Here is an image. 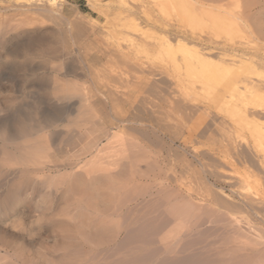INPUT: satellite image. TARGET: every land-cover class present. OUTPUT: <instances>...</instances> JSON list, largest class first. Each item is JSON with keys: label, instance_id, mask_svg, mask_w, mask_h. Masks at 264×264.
I'll use <instances>...</instances> for the list:
<instances>
[{"label": "bare ground", "instance_id": "1", "mask_svg": "<svg viewBox=\"0 0 264 264\" xmlns=\"http://www.w3.org/2000/svg\"><path fill=\"white\" fill-rule=\"evenodd\" d=\"M137 8L110 13L103 38L88 35L90 63L111 74L104 89L60 76L61 44L11 52L40 58L48 95L76 106L0 124V219L21 204L59 217L48 233L0 227V264H264V81L251 77L264 71L262 50L207 42L218 51L209 58L155 26L154 7ZM189 86L190 98L177 90ZM57 122L63 136L49 143Z\"/></svg>", "mask_w": 264, "mask_h": 264}, {"label": "rangeland", "instance_id": "2", "mask_svg": "<svg viewBox=\"0 0 264 264\" xmlns=\"http://www.w3.org/2000/svg\"><path fill=\"white\" fill-rule=\"evenodd\" d=\"M127 3L128 7L137 8L140 6L137 9H143L144 6L150 10V7H154V10H158V12L152 11L155 26L173 30L172 37L174 40H184L186 37L184 42L191 50L203 49V53L209 55V58L214 59L218 51L207 49V42H214L212 46H217L222 51L237 48L239 45L261 48L263 51H261V58H264V39H261L257 33L260 28L264 29V0H149L148 3L147 0L146 2L145 0L142 2L141 0H0V124L2 122L10 123L17 114H25L33 107L43 116L58 114L61 116L63 113L73 111L76 106L74 100L56 102L48 95L46 89L51 71L44 66L40 58L26 60L11 56V52L18 49L19 45L22 47L24 44L32 45V43L36 44L39 41L53 44L56 47L61 44L59 48L65 47H63V53H57L52 59L53 63L62 62L61 77L75 80L84 84L87 88L94 86L93 88L104 89V83L108 86L107 76L109 77L110 74L108 68L106 70L109 73L105 72L108 65L103 69L98 66L95 68L89 61V57L96 50L88 42V35L91 31H94V35L99 37L100 34H96L105 30V23L110 18L108 15L115 13L122 7H127ZM50 14L52 16L55 14V20L53 17L50 18ZM40 15L42 17H39ZM44 16H46L47 21L43 19ZM94 21L95 26H93ZM143 25L145 27L144 23ZM78 26L82 27L79 28ZM82 33L85 37L82 36ZM100 38L103 37L100 36ZM88 65L91 66L90 70ZM174 69L177 71V68L174 67ZM176 71L174 72L177 73ZM96 75L98 76L95 77ZM251 77L264 81V71H259ZM104 79H106V82ZM95 80L97 81L95 82ZM95 83L102 84V88ZM195 84L197 86V83ZM187 89L188 87L185 89L180 87L177 90L183 92L186 96L188 94L187 97L190 98V94L194 90L191 86ZM222 89L224 92L230 93L233 91L234 86L227 83L222 86ZM211 93L213 92H210V96ZM207 94L205 98H202L205 103L209 101ZM172 113L174 116V111ZM45 132L49 143L50 139H60L63 136L62 122H57L54 127L47 129ZM67 143L63 146L61 155L67 154L69 150L74 148L75 140ZM15 168L17 167L7 168V171L10 172ZM86 192L88 193V191ZM29 209L27 205L17 206L16 210L9 214L10 216L0 219V227L5 231H9L8 233H18L20 231L22 233L24 231L23 233L32 232L33 234L39 230L40 232L46 230L44 232L48 233L51 231L50 221L56 217L59 219L58 216L50 214L47 216V213L41 216L35 215L27 211ZM20 211L23 213H20Z\"/></svg>", "mask_w": 264, "mask_h": 264}]
</instances>
